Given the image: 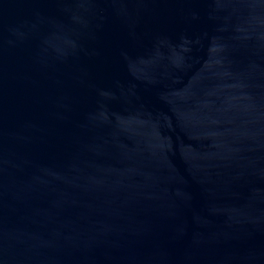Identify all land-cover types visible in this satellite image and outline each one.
Masks as SVG:
<instances>
[{
    "label": "water",
    "instance_id": "water-1",
    "mask_svg": "<svg viewBox=\"0 0 264 264\" xmlns=\"http://www.w3.org/2000/svg\"><path fill=\"white\" fill-rule=\"evenodd\" d=\"M0 264H264V0H0Z\"/></svg>",
    "mask_w": 264,
    "mask_h": 264
}]
</instances>
